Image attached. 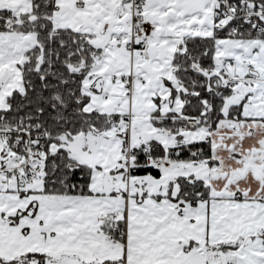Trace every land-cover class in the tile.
Here are the masks:
<instances>
[{
	"label": "snow or ice",
	"instance_id": "obj_1",
	"mask_svg": "<svg viewBox=\"0 0 264 264\" xmlns=\"http://www.w3.org/2000/svg\"><path fill=\"white\" fill-rule=\"evenodd\" d=\"M0 264H264V0H0Z\"/></svg>",
	"mask_w": 264,
	"mask_h": 264
}]
</instances>
